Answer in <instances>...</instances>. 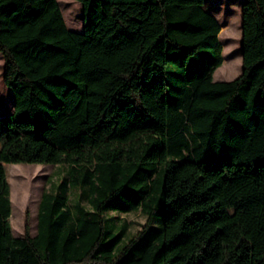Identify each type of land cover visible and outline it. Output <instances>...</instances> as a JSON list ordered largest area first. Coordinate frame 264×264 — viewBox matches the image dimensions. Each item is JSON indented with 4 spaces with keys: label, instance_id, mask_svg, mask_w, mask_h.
<instances>
[{
    "label": "trees",
    "instance_id": "1",
    "mask_svg": "<svg viewBox=\"0 0 264 264\" xmlns=\"http://www.w3.org/2000/svg\"><path fill=\"white\" fill-rule=\"evenodd\" d=\"M74 1L80 33L57 0H0L1 154L65 166L74 196L45 191L14 237L0 163V264H264V0L242 4L231 82L205 0Z\"/></svg>",
    "mask_w": 264,
    "mask_h": 264
},
{
    "label": "rangeland",
    "instance_id": "2",
    "mask_svg": "<svg viewBox=\"0 0 264 264\" xmlns=\"http://www.w3.org/2000/svg\"><path fill=\"white\" fill-rule=\"evenodd\" d=\"M64 21L72 32H81L83 29V10L81 4L74 0H57ZM244 0H205V10L212 14L221 27L219 35L223 47V65L213 75L215 82H231L237 79L242 71L241 50V8ZM4 59L0 54V112L9 111L12 108V91L3 82ZM5 107V108H4ZM5 114L3 117L7 116ZM5 140L0 136V141ZM1 144V143H0ZM0 158L3 160L0 148ZM7 169L11 186L12 215L11 226L14 237L25 235L26 221L29 223V234L33 237L37 234L38 208L42 194L58 192L61 196L72 198L71 191L65 190L63 183L67 168L65 166L39 165V164H4ZM116 217V214H109ZM131 223L129 232L141 230L146 224L142 215H121ZM160 225L159 220L155 226ZM115 232H117L115 230ZM154 233L151 231L150 234ZM149 234V235H150ZM128 237L124 238L126 241ZM143 242L137 245V249Z\"/></svg>",
    "mask_w": 264,
    "mask_h": 264
},
{
    "label": "crops",
    "instance_id": "3",
    "mask_svg": "<svg viewBox=\"0 0 264 264\" xmlns=\"http://www.w3.org/2000/svg\"><path fill=\"white\" fill-rule=\"evenodd\" d=\"M14 99H13V97H12V108H11V110H9V111H2V112H0V118H2L5 114H9V113H11L12 112V110H13V103H14V101H13ZM5 108V107H4ZM0 145H2L3 144V140L2 141H0ZM0 163H2L3 165L5 164V161H4V159L2 160L1 158H0Z\"/></svg>",
    "mask_w": 264,
    "mask_h": 264
}]
</instances>
